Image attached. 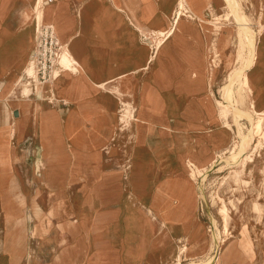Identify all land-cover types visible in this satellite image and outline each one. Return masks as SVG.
Returning a JSON list of instances; mask_svg holds the SVG:
<instances>
[{"label":"rangeland","instance_id":"obj_1","mask_svg":"<svg viewBox=\"0 0 264 264\" xmlns=\"http://www.w3.org/2000/svg\"><path fill=\"white\" fill-rule=\"evenodd\" d=\"M83 1L79 0L80 5ZM236 1L260 34L256 64L249 69L252 84L242 88L245 98L236 102L249 110L253 120L263 116L261 134L255 135L247 148L251 156L237 164L226 161L238 141L237 128L230 111L221 115L218 100H223V85L243 65L241 53H247L245 48L240 52L236 20L230 9L221 0L215 12L206 7L201 10L202 16L195 18L187 0H178L176 4L175 0H157L158 17L167 19L168 26L165 33L153 28L151 32L144 31V36L140 31L142 42L151 47L150 59L147 61L142 55L140 70L126 78L121 89L116 85L114 93L119 97L96 87L79 90L85 98L97 100L99 105L89 106L91 111L101 110L111 116L109 98L117 105L114 110L118 116L126 111L127 103L130 106V120L121 123L123 131L112 154L114 158L103 152L102 161L93 159L89 165L95 178L81 177L75 167L66 184H37L36 174L28 175L35 168L41 172L35 136L28 133L18 141L20 146L31 145L33 151L23 168L27 174L23 178L25 183L10 186L7 192L0 187V264H124L128 247L123 241L140 239L126 220L124 233L126 209V215L137 213L144 218L145 214L155 219L153 213L159 217L166 213L173 227L174 222L183 220V233L178 227L166 226L144 244L142 258L129 264H191L217 254L218 264H227L211 238L212 229L220 238L230 239L226 248L237 242L247 245L244 253L231 256L229 264H264V0ZM64 71L68 74L66 68ZM235 89L237 92L238 87ZM242 122L243 129L248 131L250 122ZM145 129L152 142L160 146L153 153L154 162L161 176L171 179L176 203L186 213L190 225L182 211L173 206V199L166 198L171 185L168 188L163 183L165 179L156 180L150 204L144 202L146 183L156 178ZM62 134L65 137V131ZM53 148L50 160L54 161L60 154L75 155L79 160L93 156L91 152L77 150L70 141L54 143ZM97 168L99 173L114 172L102 176L106 180L112 178L111 183L117 182L119 186L125 177L124 193L104 185L101 191L91 188L89 182L97 179ZM204 172L206 177L201 181ZM16 188L24 189L23 197L16 194ZM224 206L230 214L226 230ZM184 245L187 248L183 253ZM99 250L104 253L103 261L94 263L91 259Z\"/></svg>","mask_w":264,"mask_h":264},{"label":"crops","instance_id":"obj_2","mask_svg":"<svg viewBox=\"0 0 264 264\" xmlns=\"http://www.w3.org/2000/svg\"><path fill=\"white\" fill-rule=\"evenodd\" d=\"M187 1L194 17L202 16L201 10L206 8L207 1ZM38 2L39 0H0V187L4 192L9 191L10 186L25 183L23 178L27 174L23 172V168L26 167L33 150L31 145L20 146L18 141L21 142L28 133L35 136L34 142L37 144L36 148H39L35 153L38 168L41 169L43 176L38 169L32 170L34 166H30L33 172L28 174H36L37 184H66L70 179L71 170L75 167L81 177L88 180L95 178L90 172L89 165L93 159L102 161L104 153L101 160L97 157L79 160L78 156L63 154L58 155L54 162L50 160L54 143L64 144L65 141L67 143L70 141L77 150L92 152L103 146L109 138L114 121L112 111L111 116L101 110L91 111L89 106L99 105L97 100L93 97L85 98L83 91L79 90L94 87L102 90L97 82H108L121 89L122 82L140 70L142 55L148 58L147 61L150 59L151 47L142 42L140 31L151 32L153 28L164 31L168 26L167 19L158 17L157 0H84L81 5L79 0H42L46 19L44 23L54 26L61 43L70 45L80 72L72 75L69 72L66 74L63 70L52 86L46 85L42 92H34L22 83L24 70L31 59L36 42V27L34 28L31 18L24 12H31ZM176 2L178 0H175V4ZM220 3L221 0H213L215 8L219 7ZM25 89L29 92L25 93ZM51 95L57 100L66 101L67 104L60 107L52 105L48 97L46 98ZM37 105L39 109L35 111ZM63 131L66 138L62 134ZM145 131L148 133L146 129ZM148 135L151 143L148 148L152 154L156 178L147 181L148 191L144 202L150 204L156 180L165 179L163 183L168 188L171 185L170 196L166 198L173 199V206L182 211L185 222H188L186 213L176 203L177 198L171 179L162 177L154 162L153 153L156 149L160 150V146L152 142L150 133ZM97 170L98 168L95 170L97 179L89 182L91 188L94 186L96 191H101L102 187H110L115 188L113 190L117 193H124L122 186L124 176L119 186L117 182L108 183L102 176L109 172L99 173ZM113 174L115 173L111 172L109 176ZM127 187L129 189V185ZM17 190L19 191H16V194L23 197L24 189ZM126 211L122 221L124 233L127 231L126 220L133 228L134 234H138L144 242L140 239L123 241L128 247L127 262L124 264L140 259L144 252V244L152 241L153 235L163 231L166 226L170 229L178 227L183 233L181 230L183 220L174 222L176 226L173 227L172 219L166 213L161 217L165 226L161 227L149 214H145L144 218L137 213L126 215ZM99 251L98 254L94 253L92 262L103 261L104 253Z\"/></svg>","mask_w":264,"mask_h":264},{"label":"bare ground","instance_id":"obj_3","mask_svg":"<svg viewBox=\"0 0 264 264\" xmlns=\"http://www.w3.org/2000/svg\"><path fill=\"white\" fill-rule=\"evenodd\" d=\"M206 1H207L206 2L207 9H209L211 12H215V5L213 4V0H206ZM224 2L226 3L227 7L230 9V12L233 14L236 20L235 25L237 27V36L239 38V43L241 46L240 52H242L244 48L247 51L246 54L241 53L242 55L241 59H242L243 65L236 71L234 76H232L230 82L226 83L222 87L223 100H218L221 115H225L228 113V111H230L232 113V121L234 122L237 128L236 136L238 137V141L236 140L234 142L233 147L231 148L230 157L226 159V161H228L230 164H237L240 161L245 160L247 157L251 156L247 154V148L248 146L251 145L255 135L261 134L260 131H261V126H262V121H263L262 114H260L259 119L255 121L253 120L252 117H250V112L248 109L244 107H240L239 105L236 104V102L238 103L239 101H242L245 98L244 97L245 95L243 96L242 88L247 87V86L249 87L252 84L251 81H252L253 75L250 73L249 69L256 64V54L258 51V36H260V34H258V32L252 28V26L250 25V22L248 21L247 15L242 12V10L240 9L239 3L236 0H224ZM24 13L29 18H31L34 24V28L36 27L37 23L44 22L43 18H45V16H43L44 8H43L42 0H39L37 6L33 7L31 12L25 11ZM177 21L178 20L175 16L174 23H176ZM160 33H165V31H161ZM161 42L162 40L159 41V44ZM72 62H74L75 64H78L77 60H75V57L73 59L72 49L69 45L66 49V52L61 58V64L67 69V71L70 74L75 75L77 73L78 66L75 67L73 72L68 70V68H71L70 66ZM29 71L31 72L32 68H29ZM53 82L51 83V86ZM97 83L102 88L103 93L108 92V93H111L112 95H115L116 97H119L116 93H114V89L117 88L116 85L110 84L107 86L108 82H97ZM235 86L238 87L237 92H236ZM127 105H128V108H126V111L118 116L117 112L114 110V106H117V105L113 104L112 99L109 101V106L113 110V116L115 117L116 122L114 123L113 121V128L111 130V136L109 140L103 146H101V148L91 152L93 153L92 158L94 157L99 158L100 155H103V152H105L109 157L114 156L112 154H114L115 152L116 143L119 141V135L121 131H123V127L121 123L122 122L128 123L130 120L128 117V112L130 110L129 103H127ZM243 120H248L250 122V126L247 127L248 131H245L243 129V126H244L242 122ZM114 126H117L115 128V132H114ZM113 132L115 134H113ZM51 161L54 162V158ZM109 161L111 160L109 159ZM120 166H121V162H120V165L117 167H120ZM199 172H201V170H199ZM200 177H201V181H203L206 177V173L205 172L202 173ZM111 180L112 178L107 179L106 181L108 183H111ZM222 213L225 219L224 228L226 230L230 224V214L226 206L222 208ZM153 216L155 217V220L157 221V223L161 225V227L165 226V222L161 217H159L158 215H153ZM211 238L215 242L217 248L219 250L221 249L220 257L224 258L227 264H229V260L232 255H234L235 253H244L245 247L247 246V245H241L240 242H237L236 244L232 246H228L226 248L225 246L230 239L227 240V238H220L219 235L216 234L213 229H212ZM186 248L187 247L185 245L182 247L183 253L186 251ZM218 259H219L218 254L215 256L211 255L207 259L202 260L201 262H192L191 264H215V263L218 264V261H219ZM179 264L181 263L179 262Z\"/></svg>","mask_w":264,"mask_h":264},{"label":"built area","instance_id":"obj_4","mask_svg":"<svg viewBox=\"0 0 264 264\" xmlns=\"http://www.w3.org/2000/svg\"><path fill=\"white\" fill-rule=\"evenodd\" d=\"M65 52L66 44L60 42L54 27L44 22L37 23L35 47L22 78L24 86L34 92H42L44 86L50 85L65 69L61 64V58ZM70 67L68 70L73 72L76 64L72 62ZM29 68H32L31 72ZM47 99L55 106L67 104L66 101L57 100L53 96Z\"/></svg>","mask_w":264,"mask_h":264},{"label":"water","instance_id":"obj_5","mask_svg":"<svg viewBox=\"0 0 264 264\" xmlns=\"http://www.w3.org/2000/svg\"><path fill=\"white\" fill-rule=\"evenodd\" d=\"M17 115H18V111L16 110V111H15V116H17Z\"/></svg>","mask_w":264,"mask_h":264}]
</instances>
